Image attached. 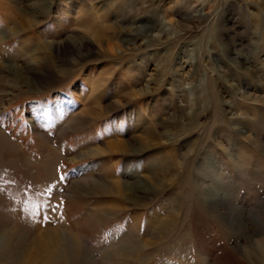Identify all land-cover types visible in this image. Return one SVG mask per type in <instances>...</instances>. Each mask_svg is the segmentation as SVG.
I'll return each instance as SVG.
<instances>
[{"label": "rangeland", "instance_id": "374dc122", "mask_svg": "<svg viewBox=\"0 0 264 264\" xmlns=\"http://www.w3.org/2000/svg\"><path fill=\"white\" fill-rule=\"evenodd\" d=\"M51 263L264 264V0H0V264Z\"/></svg>", "mask_w": 264, "mask_h": 264}, {"label": "snow or ice", "instance_id": "6c2138e0", "mask_svg": "<svg viewBox=\"0 0 264 264\" xmlns=\"http://www.w3.org/2000/svg\"><path fill=\"white\" fill-rule=\"evenodd\" d=\"M61 180L64 179L63 176L60 177ZM52 192V186H50L48 189L45 190L44 193H39L37 195H50ZM27 195V192L25 193ZM60 205H51L48 200L43 201L42 204H35L33 205V208L35 211L32 213V216L35 217L33 222H51V217L47 214V212H43L42 221L40 220L41 211L40 209H51L53 212L59 207Z\"/></svg>", "mask_w": 264, "mask_h": 264}, {"label": "bare ground", "instance_id": "6f19581e", "mask_svg": "<svg viewBox=\"0 0 264 264\" xmlns=\"http://www.w3.org/2000/svg\"><path fill=\"white\" fill-rule=\"evenodd\" d=\"M35 8V7H34ZM148 138V137H147ZM148 139H150V138H148ZM120 146V145H122V141H119V142H117V143H108L107 144V148H113V147H115V146ZM123 146V145H122ZM101 186V185H100ZM101 189L102 190H107V189H109L110 190V187H108V186H106V185H102L101 186ZM119 189V188H118ZM56 235V234H55ZM70 236H73V235H70ZM55 238V237H54ZM71 238V240H72V242H70V244H73V248L74 249H79L78 247V245H80V244H78V242H77V240L75 239L76 237H70ZM58 239V237L56 238V240L54 239V242L53 241H50V242H48L47 244H46V247H49V248H55V247H57V248H59L58 247V242L56 243V241H58L57 240ZM57 248H56V250H55V252H54V256H53V258L55 257V258H57V252L56 251H58L57 250ZM48 259H50V261L52 260V262H55V260H53L52 258H50V256H49V258ZM57 263V262H56ZM56 263H54V264H56ZM52 264V263H51Z\"/></svg>", "mask_w": 264, "mask_h": 264}]
</instances>
